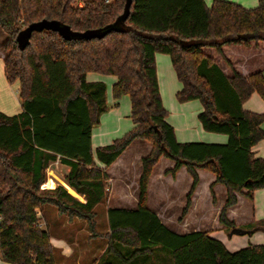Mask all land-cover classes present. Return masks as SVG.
I'll return each instance as SVG.
<instances>
[{
    "label": "trees",
    "instance_id": "trees-1",
    "mask_svg": "<svg viewBox=\"0 0 264 264\" xmlns=\"http://www.w3.org/2000/svg\"><path fill=\"white\" fill-rule=\"evenodd\" d=\"M72 1L0 0V28L6 36L1 43L3 74L8 83L18 82L20 100L17 113L0 111L1 260L54 264L50 232L38 225L37 208L49 204L59 215L84 220L91 235L107 239L100 264H113V258L151 264L152 255L162 250L169 253L168 264H264V244L230 251L205 231L170 230L146 205L148 178L160 156L173 161L165 172L174 175L185 166L191 177L178 221L190 207L199 180L197 168L214 173L212 183L226 188L218 213L226 232L236 226L226 216V209L237 201L236 193L251 197L255 189L264 188V156L252 150L264 139V110L243 107L252 93L264 102L263 70L244 75L222 50L225 44L264 41V0L251 7L232 0H212L209 5L204 0H83L81 6ZM44 18L76 31L116 23L101 38L64 39L53 30L33 31L27 45L19 48L17 32ZM205 48L225 60L229 74ZM157 52L169 56L181 84L176 100H199L197 119L202 129L224 133L225 143L176 139L160 95ZM88 72L115 77L112 98L128 95L132 121L122 136L94 149L91 130L107 109L106 85L88 81ZM135 139L151 143L141 158L136 207H109V228L97 233L95 206L109 196L105 169ZM53 161L67 167L63 181L83 200L61 184L40 188ZM242 228L264 231V219ZM159 245L164 248L155 251Z\"/></svg>",
    "mask_w": 264,
    "mask_h": 264
},
{
    "label": "crops",
    "instance_id": "crops-1",
    "mask_svg": "<svg viewBox=\"0 0 264 264\" xmlns=\"http://www.w3.org/2000/svg\"><path fill=\"white\" fill-rule=\"evenodd\" d=\"M207 5L211 3L212 0H209V2H206ZM235 1L243 6L251 7L255 5L256 0H232ZM252 44V43H251ZM248 45L245 48L248 49L252 45ZM258 43H255V46H257ZM212 49V48H210ZM223 50V47H222ZM214 51V49H213ZM215 52V51H214ZM158 53V52H157ZM155 53V67L157 66L158 61L161 62L164 66V71L166 72V75L161 76L157 75V81L159 85L160 95L162 99V103L166 106L168 104L170 109H175L177 112V117L172 118L171 120L168 119V115L166 117L167 121L174 127L175 132L177 129V125H183L186 121V110L191 108L193 111L197 112L200 111L202 106L200 103H196L194 100H189L185 102H178L175 103V93L180 88L181 84L177 80L175 72L173 70V67L171 65L169 56L168 61L163 55H156ZM216 53V52H215ZM224 53V51H223ZM0 66H2L3 69V52L0 53ZM225 57L230 61L233 68H235L240 73L246 75L251 72H253L254 67H257V61L253 59L252 57L248 56H240L238 57H232L229 58L226 53H224ZM212 56L217 64L223 69V71L227 74L230 73V68L225 62L223 58H221L217 53L210 55ZM263 70L264 74V67L260 68ZM172 70V71H171ZM258 70V69H257ZM255 71V70H254ZM156 72L158 73V67L156 68ZM89 73L86 74V79L89 80H95V79H102L103 78H97L95 76H90ZM4 76V74H3ZM5 78V76H4ZM98 80V81H102ZM115 80V79H114ZM114 80L108 79L109 84L113 83ZM5 82L6 79H5ZM112 86V84H111ZM164 86H168V93L167 96L165 94V90L162 88ZM17 88V87H16ZM12 91L6 90V95L3 97V103H0V111L6 113V114H14L17 113L20 110V105L16 106V108L11 109L9 108V102L14 101V97L12 96ZM255 93H252L251 96L243 103V107L247 110L251 111H262L264 110V102H259L257 97H253ZM258 96V95H257ZM259 97V96H258ZM114 100V99H113ZM118 103V99L116 100ZM247 102V103H246ZM247 104V105H245ZM11 109V110H10ZM18 109V110H17ZM11 111V112H9ZM168 112V110H167ZM169 113V112H168ZM167 113V114H168ZM102 115V114H101ZM100 115L99 121H102L103 118L106 119V117H103ZM119 116V115H118ZM120 117L117 118L118 120V126H116L113 130L119 129L120 125ZM264 127V122H263ZM185 126V125H184ZM186 128V127H184ZM106 130V129H105ZM105 131L97 127L96 130L94 129V126L91 130V146L93 143H97L98 145L106 144L105 142ZM144 140V139H141ZM227 140V137H226ZM95 141V142H94ZM147 141V140H146ZM208 141H224V138L217 135H211L208 138ZM148 142V141H147ZM226 142V141H225ZM224 142V143H225ZM96 144V146H98ZM95 146V147H96ZM93 148V146H92ZM133 148H136L137 152H130ZM150 150L149 143H145L144 141H140V139L133 140L130 145L125 148V150L115 159L114 162L110 166H108L105 171L108 174V186L107 190L109 193V196L107 200L104 201L103 208L104 211V218L106 220V231L108 230V221H107V215L106 211L109 207H120V208H135L137 204V187H138V178L141 173V169H138L139 161L141 163V158L145 156ZM252 150L254 151V154L256 156H264V139L257 142L252 147ZM145 151L146 154H143ZM136 153V156L135 154ZM125 155V160L123 159V156ZM166 157L160 156L159 161H164V168L161 170L160 175L155 179L152 180L154 172V168L148 178L147 182V199H146V205L147 207L152 210L160 219V221L165 224L170 230L182 234V233H188L191 231H209L213 229V231L207 232L209 235H212L219 240L222 239L221 231L223 229V225L218 222V213L220 209L222 208L225 199H226V188L222 183L216 182L212 183L214 181L215 175L211 171L204 169V168H197V174L199 176L198 183L191 195V204L187 212V216L191 214V229L187 228V223H185V219H182L180 222L177 221L175 223L171 222L168 219V216L170 211L172 209L171 206L174 199H179L181 204L183 201V198L185 199V194L188 191L190 184H191V177L187 173L185 166H180V168L175 172L174 175H171L170 173L164 174L165 170L170 168L173 165V161L168 159H165ZM158 161V162H159ZM56 162V163H55ZM157 162V164H158ZM52 163V162H51ZM56 167H52L48 169L49 175L48 178L46 176L44 183H46L45 188H53L56 184L63 185L66 190L71 194L76 196L78 199L83 200L82 196L76 193L71 187H69L64 181H63V175L67 171V167L57 161H53ZM156 164V165H157ZM135 168L133 173L135 175H132L130 173V170L132 168ZM180 172H184L185 174H188L189 179H187V182L185 186H180L178 183L177 177ZM162 174V175H161ZM202 174H204V181L202 179ZM156 187L154 189V197L156 199V202H153L151 199V188L152 184L156 182ZM52 182L53 186H48V184ZM212 183V190L215 195V202H212V195L209 190V185ZM207 188L209 191V197L206 195L207 203L203 204L201 203L200 199V189L201 188ZM181 190V194L178 196V194L175 193V191ZM243 192H246L245 189L242 190ZM181 196V197H180ZM153 197V196H152ZM183 197V198H182ZM237 201L235 204L229 206L226 209V216L229 220L233 221L236 226L245 227L249 225L251 222H255L261 219H264V188H258L255 189L251 197L243 194V193H236ZM101 203V202H100ZM185 203V202H184ZM179 205L180 208L183 207ZM97 206H95V211H97ZM210 207L213 210H215V213L217 215V223L213 225V227H208L207 229L203 228L206 225V208ZM182 210V208H181ZM211 209H208L210 211ZM38 214H39V222L41 223L42 227H46L50 232V242L52 243L54 247L53 251V261L54 264H100L102 261L101 258L103 257L105 247L101 252H99L100 248L99 245L96 243V239H87L84 237V239H80L81 236L85 234H81V225L82 222H84L81 219L73 218L68 219V217H62L63 215H59L52 205L45 204L41 206L40 208H37ZM97 216V214H96ZM75 224L79 225V228L75 226ZM186 224V225H185ZM76 227V229H75ZM86 230V228H83ZM87 231V230H86ZM250 237H247V239H244L243 241H239L237 246L231 247L229 250L233 251L236 250L242 246L250 245V244H264V231L263 230H256L252 233H249ZM107 243V242H106ZM121 251H123L122 248ZM228 249V248H227ZM105 255V254H104ZM157 260L160 264H168L169 263V253H167L165 250L159 251L157 253ZM113 264H130L128 262H122L118 258H113ZM103 262V261H102ZM0 264H11L4 262L0 258Z\"/></svg>",
    "mask_w": 264,
    "mask_h": 264
},
{
    "label": "rangeland",
    "instance_id": "rangeland-1",
    "mask_svg": "<svg viewBox=\"0 0 264 264\" xmlns=\"http://www.w3.org/2000/svg\"><path fill=\"white\" fill-rule=\"evenodd\" d=\"M206 2H209V0H206ZM256 2H257V0H256ZM255 5H256V3H255ZM255 5H253V6H255ZM5 37H6L5 33L0 28V53H2L1 43L5 39ZM257 43H258V45L255 46V43L253 42L251 44L252 46H250L248 49L245 48L246 46H243V45H240V44H225V45H223V51H224V53H226V55L229 58H232V57L241 58L240 56H243V57L244 56H248L250 58L252 57L253 59H255L257 61L256 63L258 65H257V67H254V68H256L254 70H257V69H260V68L264 67V41H259ZM204 51H205V53H207L209 55L216 54L213 51V49H210V48H205ZM156 55H163L166 58V60L168 61V55L167 54L158 52ZM157 67H158V73L156 72V74L161 76V78H163L162 75H166V72L163 70L164 69L163 64L158 61L156 68ZM90 76H95L97 78H103V80L102 79H95V80L87 79L88 81L102 80V82H104L105 85H106L107 109L102 113L103 116L105 115L104 117H106V119L103 118L102 121H99V123L94 126V129L96 130L97 127H100L106 132L104 140H105L106 144H108L114 138L122 136L132 126V121H131V118L129 116L130 115V101H129V97H128L127 94H124L118 99V103H116V99L113 100L112 95H111V84L112 83L109 84V82H108V79H110V78H111V80L115 79V77L113 75H111V74H101V73H97V72H90L89 73V78H90ZM17 84H18L17 81H14L12 83L5 82V78L3 76V69H2V66H0V103H3V97L6 95V90L8 89V90L12 91L11 93H12V96L14 97V101H10L9 102L10 103L9 104V108H11V109H14V108H16V106L20 105V100H19V96H18V90L16 88ZM162 89L165 90V94L167 96V93H168V90H169L168 86H164ZM253 97H257L256 99H258L259 102H262L261 98L258 97L256 93L254 94ZM174 101H175V103H177L176 102L177 101L176 98H175ZM194 101H196V103H200L199 100H194ZM245 105H247V104H245ZM166 106L167 107H165V105H164V107L169 112L167 114L168 115V119L171 120L172 118L177 117V112L175 111V109L171 110L170 107H168L169 106L168 104H166ZM9 112H11V111H9ZM198 112L199 111H197V112L193 111L191 108L186 110L185 114L187 115L186 116L187 118H186V121H185V124H184L185 126L183 125L184 122L182 120V125H180V126L177 125L176 132H175V129H174L176 139L178 141H180V142L203 141V142L224 143L226 141V137H227L224 133L211 132V131H206V130L202 129V127H201V125H200V123H199V121L197 119V113ZM118 117H120L119 119H120L121 122H120V125H119V129L117 131V130H113V129L116 126H118V120H117ZM184 127H186V128H184ZM211 135L221 136L222 138H224V141H208V138ZM140 141H144L147 144L149 143V145L151 147V143L149 141L147 142L146 140H141V139H140ZM96 144L97 143H93L92 144V146H93L92 149L95 148ZM103 145H105V144H103ZM98 146H100V145H98ZM132 151L137 152L138 150L136 148H133L130 152H132ZM143 152H144L143 154H146L145 151H143ZM134 154L136 156V153H134ZM125 158L126 157L124 155L123 159L125 160ZM165 159H168V158H165ZM55 163H53V162L50 163L48 167L49 168H52V167L54 168L57 165H59V164H55ZM164 166H166L164 164V161H159L158 164L153 167L154 168V172L152 173V175H153L152 180L153 181L155 179H157V177L160 175L161 170L164 168ZM138 169L139 170L141 169L140 161H139V164H138ZM134 170H135V168L133 169V165H132V168L130 170V173L132 175H135L133 173ZM166 173L167 172H164L165 175L168 174V173L167 174ZM48 175H49V172H48V170H46L47 178H48ZM201 176H202V179L204 181V178H205L204 174H202ZM187 179H189L188 174H185L184 172H180L178 174L177 180H178V183L180 184V186H185V184L187 182ZM50 183H52V182H50ZM156 183H157V181L152 184V188H151V199L153 200V202H156V199L154 197V189L156 187ZM49 184H48V186H49ZM175 193L178 194V196H179L181 194V190H179L177 192L175 191ZM206 195H208V197H209V191H208L207 188L204 189L202 187L200 189V199H201V203H203V204L207 203ZM184 202H185L184 198H183L182 204H181L179 199H174L173 200V202H172L173 206H171L172 209L170 210V211H172V213L170 212V214L168 216V219L171 222L175 223V222L178 221L177 219L180 216L181 208H182V207L180 208L179 205L181 204V206H183ZM102 206H104V201L98 204L97 211H96L97 216L95 215V217H94L95 232L100 233V234H103V233L106 232V220L104 218L103 208H101ZM206 209H207L206 210L207 213H206V217H204V219L206 218V225L203 227L205 229H207L209 226L213 227V225L217 223V215L215 213V210H213L210 207H207ZM208 209H211V210L208 211ZM62 217H66V215L64 214ZM184 218H186L185 219V223H187V225H188L186 227L191 229V226H190L191 225V214L189 216H187V217H184ZM75 226L77 228H79L78 224H75ZM76 227H75V229H76ZM81 228H82L81 229V231H82L81 234L83 233L85 235L81 236L80 239L82 240V239H84V237L87 238V239H92V240L96 239L95 241L99 245V248H100L99 252H101L103 250V248L105 247L107 239L105 237H103V236L91 235V232L89 231L88 226H87L85 221L82 222ZM83 228H86L87 231L85 229H83ZM210 231H213V229H211V230H209L207 232H210ZM228 232H229V230L227 232L222 230L221 231V236H220L222 238L220 240L223 242L225 247L228 248V250L231 247L237 246L236 244H238L239 241H243L244 239H247V237H250L249 233L232 234L231 236H228ZM161 248H164V247L159 245V246L156 247L155 251L158 250V249H161ZM100 262L102 263V261H100ZM150 262H151V264L157 263L156 254L152 255V257L150 259Z\"/></svg>",
    "mask_w": 264,
    "mask_h": 264
},
{
    "label": "water",
    "instance_id": "water-1",
    "mask_svg": "<svg viewBox=\"0 0 264 264\" xmlns=\"http://www.w3.org/2000/svg\"><path fill=\"white\" fill-rule=\"evenodd\" d=\"M115 23L116 21L113 23L106 24L102 27L86 29L84 31H76L71 29L69 25L60 23L58 20H48L44 18L38 21L31 22L27 26L21 28L15 36V41L19 48H24L29 41L31 33L33 31H41L43 29L56 31L64 39H71L72 37H83L86 39L94 37L101 38L114 28ZM251 231V229L242 228L240 226H234L229 230L228 236H231L232 234L251 233Z\"/></svg>",
    "mask_w": 264,
    "mask_h": 264
},
{
    "label": "built area",
    "instance_id": "built-area-1",
    "mask_svg": "<svg viewBox=\"0 0 264 264\" xmlns=\"http://www.w3.org/2000/svg\"><path fill=\"white\" fill-rule=\"evenodd\" d=\"M105 2H108V1H110V0H104ZM75 5H78V6H81L82 5V3H83V0H73L72 1ZM47 185H46V183H41V185H40V187L41 188H45ZM38 225L39 226H41V223H38Z\"/></svg>",
    "mask_w": 264,
    "mask_h": 264
},
{
    "label": "bare ground",
    "instance_id": "bare-ground-1",
    "mask_svg": "<svg viewBox=\"0 0 264 264\" xmlns=\"http://www.w3.org/2000/svg\"><path fill=\"white\" fill-rule=\"evenodd\" d=\"M49 186H53V183H50Z\"/></svg>",
    "mask_w": 264,
    "mask_h": 264
}]
</instances>
